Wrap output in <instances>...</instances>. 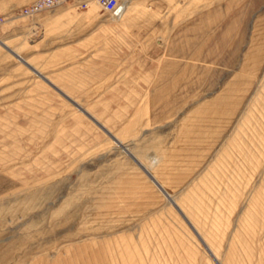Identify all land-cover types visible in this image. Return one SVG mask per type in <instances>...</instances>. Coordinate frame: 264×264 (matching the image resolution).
<instances>
[{
  "label": "rangeland",
  "instance_id": "rangeland-1",
  "mask_svg": "<svg viewBox=\"0 0 264 264\" xmlns=\"http://www.w3.org/2000/svg\"><path fill=\"white\" fill-rule=\"evenodd\" d=\"M32 1L0 0L41 74L0 44V264H264V0Z\"/></svg>",
  "mask_w": 264,
  "mask_h": 264
},
{
  "label": "crops",
  "instance_id": "crops-1",
  "mask_svg": "<svg viewBox=\"0 0 264 264\" xmlns=\"http://www.w3.org/2000/svg\"><path fill=\"white\" fill-rule=\"evenodd\" d=\"M194 137L189 133L181 135L178 140L192 141ZM209 155V149L189 147L186 143H176L165 151L164 171L177 172L178 176L187 178L191 173L199 169L205 157ZM199 157H203L201 160ZM193 158V159H192ZM169 186H174L169 184Z\"/></svg>",
  "mask_w": 264,
  "mask_h": 264
},
{
  "label": "built area",
  "instance_id": "built-area-1",
  "mask_svg": "<svg viewBox=\"0 0 264 264\" xmlns=\"http://www.w3.org/2000/svg\"><path fill=\"white\" fill-rule=\"evenodd\" d=\"M89 0H33L20 9V14L24 17H32L42 11L50 10L60 4L71 2L78 10L88 7ZM100 8L111 16H117L121 13L122 4L120 0H95ZM2 18L0 17V22Z\"/></svg>",
  "mask_w": 264,
  "mask_h": 264
},
{
  "label": "water",
  "instance_id": "water-1",
  "mask_svg": "<svg viewBox=\"0 0 264 264\" xmlns=\"http://www.w3.org/2000/svg\"><path fill=\"white\" fill-rule=\"evenodd\" d=\"M0 44H2L3 45V43H1L0 42ZM3 47H5L6 49H8L5 45H3ZM9 50V49H8ZM11 53H13L14 55H16L14 52H12L11 50H9ZM17 56V55H16ZM18 57V56H17ZM19 58V57H18ZM20 59V58H19ZM25 64H26V66L27 67H29V69H31V70H33V71H35V72H37L31 65H29L28 63H26L25 61H23ZM38 73V75H40L41 76V74L39 73V72H37ZM43 77V76H42ZM43 78H45V77H43ZM75 105L79 108V109H81L82 111H84L85 112V110H83L80 106H78L76 103H75ZM145 170V169H144ZM146 172V174L148 175V177L156 184V186L160 189V190H162L163 191V193L165 194V195H167L166 194V192L164 191V189L162 188V186L151 176V174L149 173V172H147V171H145Z\"/></svg>",
  "mask_w": 264,
  "mask_h": 264
},
{
  "label": "bare ground",
  "instance_id": "bare-ground-1",
  "mask_svg": "<svg viewBox=\"0 0 264 264\" xmlns=\"http://www.w3.org/2000/svg\"><path fill=\"white\" fill-rule=\"evenodd\" d=\"M93 1H95V0H93ZM89 2H90V0L88 1V4H89ZM96 2V1H95ZM97 3V2H96ZM98 4V3H97ZM121 4H122V9H121V13L119 14V15H117V16H113V18H119V17H121L122 15H123V13H124V10H125V6H126V4H127V0H121ZM1 42V41H0ZM2 43V42H1ZM4 45V44H3ZM7 47V46H6ZM9 49V48H8ZM13 52V51H12ZM17 55V54H16ZM18 56V55H17ZM19 57V56H18ZM20 58V57H19ZM21 59V58H20ZM22 61H24L23 59H21Z\"/></svg>",
  "mask_w": 264,
  "mask_h": 264
}]
</instances>
